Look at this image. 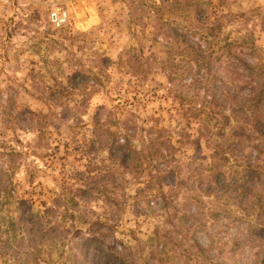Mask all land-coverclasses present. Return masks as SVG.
<instances>
[{
    "label": "trees",
    "instance_id": "obj_1",
    "mask_svg": "<svg viewBox=\"0 0 264 264\" xmlns=\"http://www.w3.org/2000/svg\"><path fill=\"white\" fill-rule=\"evenodd\" d=\"M122 1L130 25L147 21L137 45L117 61L97 55L89 73L70 64L65 88L82 98L63 106L60 119L88 108L115 62L139 82L158 71L165 75L175 102L169 117L133 107L117 119L111 111L96 113L84 169L45 212L4 179L20 167L28 146L5 145L0 159L10 162L0 167V211H7L0 219V261L42 264L46 255L53 264L56 251L58 264H264V60L252 31H227L248 16L213 0ZM15 100L10 95L5 114L14 127L39 132L32 154L47 148L49 115L18 111ZM119 123V131L111 128ZM203 147L209 155L197 154ZM98 149L107 151L108 165L96 160ZM94 201H102L101 213L89 209ZM129 208L153 222L146 238L136 229L118 238ZM89 212H98L94 221Z\"/></svg>",
    "mask_w": 264,
    "mask_h": 264
},
{
    "label": "rangeland",
    "instance_id": "obj_2",
    "mask_svg": "<svg viewBox=\"0 0 264 264\" xmlns=\"http://www.w3.org/2000/svg\"><path fill=\"white\" fill-rule=\"evenodd\" d=\"M213 1L224 11L248 16L247 23H234L227 31L235 36L247 29L252 31L258 53L264 60V0ZM52 12L66 13L67 21L61 26L55 25L50 19ZM145 22L142 27L130 25L128 8L122 0H0V152L7 151L5 145L28 146L21 149L27 153L19 159L20 167L14 172L7 171L4 179H13L20 194L32 198L35 211H47L62 186L73 182L71 177L76 170L84 169L88 156L83 147L92 137L96 113L111 111L117 119L133 107L141 115L157 112L169 117L175 102L166 94L165 75L158 71L139 82L120 70L115 62L107 70L109 80L104 75V86L93 94L88 108L68 119H60L63 106L82 98L65 88L67 77L72 73L70 64L89 73L97 55L117 61L125 48L137 45V34ZM10 95L16 99L18 111L27 109L49 115L47 148L32 154L29 148L35 145L39 132L36 129L25 132L19 124L14 127V119H9L4 107ZM169 122L167 118L163 124ZM121 127V123L111 126L115 131ZM209 153L203 147L197 154ZM188 154L196 152L188 149ZM107 156L106 150L98 149L96 160L108 165ZM9 160V156L2 157L0 167L9 165ZM102 206V201H94L89 209L93 207L101 213ZM98 212H89L88 218L94 221ZM1 213L7 215V211H0V219ZM130 229L138 230L139 236L146 238L153 222L138 219L129 208L118 222V238L126 240ZM53 254L56 259L53 264H58L56 251ZM46 259L44 255L42 264H50Z\"/></svg>",
    "mask_w": 264,
    "mask_h": 264
},
{
    "label": "built area",
    "instance_id": "obj_3",
    "mask_svg": "<svg viewBox=\"0 0 264 264\" xmlns=\"http://www.w3.org/2000/svg\"><path fill=\"white\" fill-rule=\"evenodd\" d=\"M50 19L53 21V23L57 26L63 25L67 21V15L64 14H58L57 12H52L50 14Z\"/></svg>",
    "mask_w": 264,
    "mask_h": 264
}]
</instances>
